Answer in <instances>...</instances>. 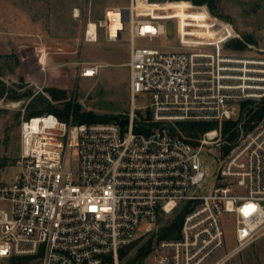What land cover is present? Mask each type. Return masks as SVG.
I'll return each mask as SVG.
<instances>
[{
	"label": "built area",
	"instance_id": "2783aa9c",
	"mask_svg": "<svg viewBox=\"0 0 264 264\" xmlns=\"http://www.w3.org/2000/svg\"><path fill=\"white\" fill-rule=\"evenodd\" d=\"M137 3L116 8L114 36L108 9L84 32L85 42L97 41L99 30L110 42L129 34L123 118L85 123L72 112L66 120L46 112L22 119L17 155L0 161V264H106L108 257L120 264V250L139 239L151 242L141 264H226L264 235V122L242 128L227 152L222 139L223 122L264 99V56L137 46L136 38L167 33ZM80 64L85 78L102 67ZM36 88L34 96L42 93ZM193 123L216 128L193 138L182 128ZM213 146L222 157L210 174L201 153ZM8 168L17 169L12 178ZM224 214L233 216L236 247L217 257ZM179 218V228L161 237Z\"/></svg>",
	"mask_w": 264,
	"mask_h": 264
},
{
	"label": "rangeland",
	"instance_id": "374dc122",
	"mask_svg": "<svg viewBox=\"0 0 264 264\" xmlns=\"http://www.w3.org/2000/svg\"><path fill=\"white\" fill-rule=\"evenodd\" d=\"M130 1L0 0L2 163L10 162L18 153L22 119L39 115L29 114L32 111L30 106L35 104L37 95L33 93L37 86L42 90L38 95L58 109H62L64 103H72L76 99L80 103L83 101L78 103L81 111H91L98 116L123 118V114L129 111V69L125 65L129 60L128 32H123L121 38L113 42L107 41L102 30H99L97 41L85 42L84 32L88 22L103 19L105 8L128 6ZM201 1L206 2L195 4L192 0H138L137 6L148 12L146 17L164 24L167 33L166 37L159 36L153 42L136 38L135 45L264 56V0ZM211 9L216 15L212 14ZM243 35L253 41L244 50H232L226 46L230 39L243 40ZM82 61L100 63L102 67L98 75L81 78L79 72ZM62 91L65 99L53 97ZM23 93L30 94L22 96ZM141 97H136L137 103L145 104ZM254 104L246 102L234 118L235 122L241 123L240 129L247 122L243 111ZM46 107L37 106L35 110L44 111ZM261 122L264 119L250 122V127ZM243 131L248 132L249 129ZM209 153L204 150L201 158L212 174L216 167L215 159H221L222 153L215 146L210 148ZM16 171V168H8L9 178ZM221 222L225 244L217 257L236 247L233 216L224 214ZM145 243L146 239L134 242L133 247L124 254L122 263L127 264L132 254ZM151 261V258L147 259L146 264H151ZM226 264H264V235L232 255Z\"/></svg>",
	"mask_w": 264,
	"mask_h": 264
},
{
	"label": "trees",
	"instance_id": "16d2710c",
	"mask_svg": "<svg viewBox=\"0 0 264 264\" xmlns=\"http://www.w3.org/2000/svg\"><path fill=\"white\" fill-rule=\"evenodd\" d=\"M193 2H195V4H201L202 2H206V1H201V0H192ZM194 6V5H193ZM197 8H204L203 6L199 7V6H195ZM212 14L216 13L214 12V10L211 9ZM209 18L211 20V16L209 15ZM243 40L241 39H230L226 46H228L229 48H231L232 50H244L247 47L248 43H253L252 39L249 36L243 35ZM3 92V91H2ZM27 94L29 95L30 93H23L22 96H27ZM36 96V95H35ZM54 98H59L60 100L65 99V93L59 92V93H55L53 95ZM245 105V103L242 105V107ZM37 106H47L46 109L44 110L45 112L48 113H54L56 114L59 118L66 120L69 116V114L72 112L74 117L76 118L75 120H77L78 122H85V123H98V122H109L112 121L116 118V116H98L95 115L94 113H92L91 111H81V107L78 104H74L72 106V103L70 102H66L63 104L62 109H58L57 107H55L54 105H50L48 103V101H46V99H44V97H42L41 95L36 96L35 99V104L30 106V109L32 110L31 113H29L30 115L33 114H41L44 113V111L42 110H38L36 111L35 108ZM243 114L245 115V117L247 118V122L243 123L242 128L243 129H249L251 130L253 128L250 127L251 123H256L259 122L260 120L264 119V99L258 103H255L254 105L247 107L245 109V111H243ZM251 122V123H250ZM144 126V125H143ZM183 128V132L193 138L198 137L200 134L212 130L214 128H216L215 124L212 123H193V124H186L184 126H182ZM241 129L240 127H238V123L235 121H226L223 122L222 124V139L223 142H225V144L223 145V150L224 152L228 151L230 148H232V146L234 144H236L238 142V137L240 135ZM181 225V218H179L170 228V230L167 231V233H164L163 235H161V237H170L171 233L175 230H177L179 228V226ZM150 243L151 242H147L145 243L143 246H141V248L139 250H136L132 256L129 259V262L127 264H141L142 259L148 254V252L150 251ZM133 244L128 245L125 248H122L120 250V254H119V263H122V258L124 256V254L126 252H128L132 247ZM106 264H112V260L111 258H107V260L105 261Z\"/></svg>",
	"mask_w": 264,
	"mask_h": 264
},
{
	"label": "bare ground",
	"instance_id": "6f19581e",
	"mask_svg": "<svg viewBox=\"0 0 264 264\" xmlns=\"http://www.w3.org/2000/svg\"><path fill=\"white\" fill-rule=\"evenodd\" d=\"M109 21L107 23V26H108V29H109V32L111 33L112 36L115 35L116 33V29H118V27H120L121 23L118 21V17H117V9H113V8H109ZM75 16L77 15V10H75ZM90 31H92V23H91V26H90Z\"/></svg>",
	"mask_w": 264,
	"mask_h": 264
},
{
	"label": "crops",
	"instance_id": "0c3cea01",
	"mask_svg": "<svg viewBox=\"0 0 264 264\" xmlns=\"http://www.w3.org/2000/svg\"><path fill=\"white\" fill-rule=\"evenodd\" d=\"M128 5H129V4H128ZM118 7H127V6H123V5L120 6V5H118V6H114V7H107V8H105V10H106V9H109V8H113V9H115V8H118ZM75 9H77V8H75ZM105 10H104V11H105ZM102 31H103V30H102ZM103 33H104V32H103ZM98 34H99V31H98ZM122 34H123V33H122ZM121 36H122V35H121ZM120 38H121V37H120ZM120 38H119V39H120ZM109 42H110V41H109ZM125 65H126V63H125ZM81 78H85V77H81Z\"/></svg>",
	"mask_w": 264,
	"mask_h": 264
},
{
	"label": "water",
	"instance_id": "95a60500",
	"mask_svg": "<svg viewBox=\"0 0 264 264\" xmlns=\"http://www.w3.org/2000/svg\"><path fill=\"white\" fill-rule=\"evenodd\" d=\"M160 128H162V129H164V130L169 132V127L166 124H161Z\"/></svg>",
	"mask_w": 264,
	"mask_h": 264
}]
</instances>
